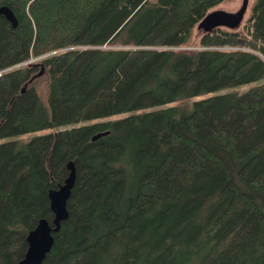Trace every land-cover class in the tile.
Masks as SVG:
<instances>
[{
    "label": "trees",
    "instance_id": "obj_1",
    "mask_svg": "<svg viewBox=\"0 0 264 264\" xmlns=\"http://www.w3.org/2000/svg\"><path fill=\"white\" fill-rule=\"evenodd\" d=\"M221 1L0 0V264L69 160L41 264H264V0L177 48Z\"/></svg>",
    "mask_w": 264,
    "mask_h": 264
},
{
    "label": "water",
    "instance_id": "obj_2",
    "mask_svg": "<svg viewBox=\"0 0 264 264\" xmlns=\"http://www.w3.org/2000/svg\"><path fill=\"white\" fill-rule=\"evenodd\" d=\"M248 3L249 0H242L239 7L235 10L213 7L200 18L196 28L201 32H209L218 26L237 29L244 19ZM0 13L9 19L13 26L17 24L14 12L7 5H0ZM42 73L43 66L30 80ZM21 90L23 91L24 87ZM108 132L109 130L98 131L91 136V139H97ZM67 167L69 172L63 183H59L58 186L48 190L50 208L53 213L51 220L49 221L45 217L40 218L26 235L27 248L24 255L14 262L5 264H41L50 251L54 242V233L60 229L62 221L68 217L67 201L71 195L76 177L74 161L69 160Z\"/></svg>",
    "mask_w": 264,
    "mask_h": 264
},
{
    "label": "rangeland",
    "instance_id": "obj_3",
    "mask_svg": "<svg viewBox=\"0 0 264 264\" xmlns=\"http://www.w3.org/2000/svg\"><path fill=\"white\" fill-rule=\"evenodd\" d=\"M253 1L254 0H249L247 11H246V13L244 15V19H243V21H242V23H241L239 28H242V25L244 24V22L248 18L249 11L251 9ZM241 2H242V0H223L220 3L216 4L214 7H216V8H224V9H227V10H235V9H237L239 7ZM200 34H201V31H199L196 27H194L192 35H191L188 43H186V44H184L182 46H179L177 48H197V47H199ZM17 65H19V64H17ZM206 94H208V93H202L200 95H197V97H195V98H198V97H201V96H205ZM185 109L190 110V104ZM117 116H118V114H113V115H111V118H116ZM39 132L40 131L25 133L24 136H25L26 139H28L33 134H37ZM15 137H13V136H11V137H2V138H0V141L5 140V139H10V138H15Z\"/></svg>",
    "mask_w": 264,
    "mask_h": 264
}]
</instances>
